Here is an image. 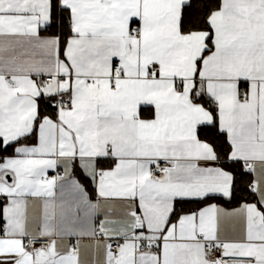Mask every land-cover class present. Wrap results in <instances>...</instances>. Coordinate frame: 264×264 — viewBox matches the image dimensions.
<instances>
[{"label":"snow or ice","instance_id":"snow-or-ice-1","mask_svg":"<svg viewBox=\"0 0 264 264\" xmlns=\"http://www.w3.org/2000/svg\"><path fill=\"white\" fill-rule=\"evenodd\" d=\"M0 264H264V0H0Z\"/></svg>","mask_w":264,"mask_h":264},{"label":"crops","instance_id":"crops-1","mask_svg":"<svg viewBox=\"0 0 264 264\" xmlns=\"http://www.w3.org/2000/svg\"><path fill=\"white\" fill-rule=\"evenodd\" d=\"M58 170H60V169H58ZM60 171H61V170H60ZM49 175H54V173L50 172ZM85 242H87V241L85 240Z\"/></svg>","mask_w":264,"mask_h":264},{"label":"built area","instance_id":"built-area-1","mask_svg":"<svg viewBox=\"0 0 264 264\" xmlns=\"http://www.w3.org/2000/svg\"><path fill=\"white\" fill-rule=\"evenodd\" d=\"M58 171H60V170H58ZM55 174V173H54Z\"/></svg>","mask_w":264,"mask_h":264}]
</instances>
